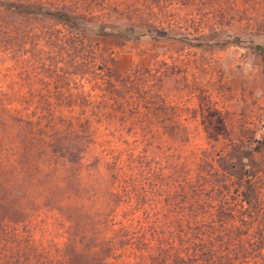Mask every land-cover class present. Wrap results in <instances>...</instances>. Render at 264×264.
<instances>
[{
	"label": "rangeland",
	"instance_id": "1",
	"mask_svg": "<svg viewBox=\"0 0 264 264\" xmlns=\"http://www.w3.org/2000/svg\"><path fill=\"white\" fill-rule=\"evenodd\" d=\"M257 46L264 48V0H0V159L29 148L44 157L54 125L88 121L93 155L148 157L166 183L209 174L208 192L217 201L226 196L232 209L222 215L244 217L242 232L262 240L244 264H264ZM124 81L132 84L125 89ZM250 175L255 192L241 208L236 189Z\"/></svg>",
	"mask_w": 264,
	"mask_h": 264
},
{
	"label": "trees",
	"instance_id": "2",
	"mask_svg": "<svg viewBox=\"0 0 264 264\" xmlns=\"http://www.w3.org/2000/svg\"><path fill=\"white\" fill-rule=\"evenodd\" d=\"M7 6L76 23L43 7ZM255 51L264 55L261 46ZM63 122L53 127L48 155L29 148L0 159V264H244L262 243L242 232L244 217L222 215L232 209L226 196L217 201L208 192L209 174L159 181L148 157L93 155L89 122ZM251 178L236 189L241 208L255 192Z\"/></svg>",
	"mask_w": 264,
	"mask_h": 264
}]
</instances>
